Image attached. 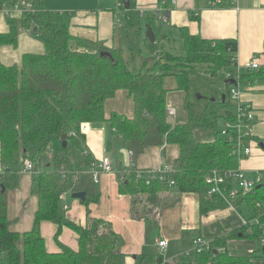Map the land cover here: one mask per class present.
Segmentation results:
<instances>
[{"label": "trees", "instance_id": "16d2710c", "mask_svg": "<svg viewBox=\"0 0 264 264\" xmlns=\"http://www.w3.org/2000/svg\"><path fill=\"white\" fill-rule=\"evenodd\" d=\"M21 0H0V12L13 7ZM33 9L21 18H7L9 32L0 34V46L17 47L21 30L44 34L43 54H25L20 64L12 66L0 62V264H124L120 241L112 225L96 219L89 209L100 201V193L92 172L94 160L86 156V124L109 123L116 135L122 138L125 149L132 153L134 164L149 148L176 145L180 155L171 166L164 181L151 185L137 179V169L127 168L121 176L120 192L132 197L133 215L145 218L149 206L165 207L175 203L160 200L164 193L175 195L195 193L200 197L201 216L225 209L226 202L219 196L208 197L205 178L212 171L220 173L236 169L237 157L232 155V144L222 135L226 123L237 121V105L228 90L225 101L209 103L201 110L189 99L185 108L188 120L173 124L168 118L169 90L167 77L175 76L178 90L189 89L190 77L198 66H207L212 76H222L235 71L234 58L238 51L235 40H206L192 35L185 27L179 29L186 55L175 57L158 51L157 39L146 38L148 54L140 72L133 73L120 47L107 48L100 43H90L74 38L70 33L72 15L52 12L46 0H27ZM217 5L228 6L231 0H212ZM128 28L138 29V13L128 10ZM262 63L255 72L241 75L240 84L246 88L264 78V47ZM126 91L134 102V116L128 118L117 112L106 117V101ZM220 123H223L221 129ZM199 130L215 131L213 141H199ZM232 135L236 133L231 131ZM67 136L64 147L63 136ZM247 138L245 143L249 145ZM77 157V158H76ZM76 158V160H75ZM34 165V194L39 206L33 228L25 233L11 229L9 221V194L18 189L25 162ZM80 165V168L78 167ZM264 175V171H261ZM174 182V184H171ZM85 193L82 201L88 207L86 226L79 225L61 214L62 198L66 194ZM260 203L261 207H257ZM238 211L247 209L248 218L258 217L264 222V179L248 193L239 192L235 200ZM43 222L57 225L58 240L65 227L73 230L79 239V249L74 251L60 245L61 252L52 253L46 248L42 235ZM244 237L259 243L262 231L253 226L252 232L244 227ZM239 233L217 237L212 249L190 252L176 264H260L264 259L261 248L251 255H233L227 250L228 242ZM257 252V255H256ZM260 253V254H258ZM140 264H168L163 255L143 257Z\"/></svg>", "mask_w": 264, "mask_h": 264}, {"label": "crops", "instance_id": "0c3cea01", "mask_svg": "<svg viewBox=\"0 0 264 264\" xmlns=\"http://www.w3.org/2000/svg\"><path fill=\"white\" fill-rule=\"evenodd\" d=\"M129 3L130 9H126L124 0H46V8L52 12L72 15L70 33L74 38L100 43L107 48L120 47L124 51V57L126 36L131 30H136L141 35L145 31L147 35L148 27L152 28V21H159L157 11L164 7L169 10V14L167 24H163L165 31L161 32L163 39L169 38L164 34H170L178 42L181 39L180 42L185 47L178 31L185 27L192 35H199L206 40L237 41L238 51L234 59L239 64L254 57L259 58L261 63L263 61L261 53L264 47V0H237L236 3L224 7L212 0H129ZM128 10L138 13L140 28L127 27ZM142 10L144 15L140 14ZM21 16L20 13L15 14V17ZM1 17L6 23L0 21V34H5L9 32L7 17L0 13ZM33 31L21 30L17 47L0 46V62L7 66L20 64L23 55L29 53L25 49L31 48L28 35ZM155 38L157 39L156 36ZM259 80L246 87L241 98L242 104L251 105L255 111L252 135L248 142L252 154L240 164V168L248 173L264 171V86H259ZM117 100L123 103V108L121 105L112 104ZM105 111L107 118H110L112 112L132 118L133 99L126 91H119L115 98L106 101ZM83 133L86 135L84 154L92 157L94 162L104 158H109L112 162L113 171L101 173L96 183L100 201L91 204L89 209L94 218L112 225L120 241L121 252L125 256L124 264H140L143 257L151 258L158 254L163 255L168 264H176L181 255L190 251L196 237L201 236L212 242L217 237L234 232L239 233L238 238L228 242L227 250L229 246L233 255L254 253L251 248L247 250L243 246L246 242L253 241L244 237L243 219L248 218L247 209L230 212L225 208L201 216L200 197L195 193H184L180 196L174 192L164 193L160 200L168 201L169 204L175 201L173 205L149 206L145 218L134 217L132 197L120 192L121 176L127 168L124 155L115 151V146L119 150L125 149L122 138L114 133L108 122L99 125L86 124ZM107 140L111 147H108ZM119 141L122 146H119ZM179 155L180 149L176 145L152 147L140 155L135 164L132 157V166L135 165L140 170L158 169L166 165L171 167ZM2 169L0 161V172ZM86 172H90V169ZM33 176V173H22L18 189L9 195V221L13 230L18 233H25L33 228L38 210V196L31 194ZM61 214L79 225H87L88 207L82 201L72 198V193L63 196ZM57 227L51 222H43L41 225L47 250L52 253L61 252L58 243L78 251V235L68 227L63 229L58 242H54ZM161 240L168 242L165 251L158 248V241ZM257 261L264 264V259Z\"/></svg>", "mask_w": 264, "mask_h": 264}, {"label": "built area", "instance_id": "2783aa9c", "mask_svg": "<svg viewBox=\"0 0 264 264\" xmlns=\"http://www.w3.org/2000/svg\"><path fill=\"white\" fill-rule=\"evenodd\" d=\"M236 3L237 0H231ZM33 9L32 3L27 0H21L18 4L11 6H6L0 12L5 15L7 18H14L15 14L20 13L21 15L25 11H30ZM141 15H144V11H140ZM169 10L167 8H160L157 11V19L162 24H167L168 22ZM234 61L235 71L234 72H225V78L227 80H235L236 84L232 85L230 96L233 102L237 105V121L235 123H226L224 129L222 130V135L227 136L229 142L232 144V155L237 157L239 166L236 169L229 170L224 173L218 171H212L205 178V183L208 187L207 195L212 198L214 196L221 197L227 204V209L230 212H238V209L235 205V200L239 195L240 191L248 193L253 190L257 185L262 184L264 175L261 171L255 173H248L240 168V164L243 160L249 158L252 154V148L250 145L245 143L247 138H250L252 135V123L255 119V111L251 105H244L241 102L242 91L240 78L241 75L246 71L255 72L260 69L261 62L259 58L254 57L253 59L239 64ZM169 117L176 116V110L174 108L168 107ZM82 131H85V126L82 128ZM231 131L235 132V135L231 134ZM92 174L94 181L97 183L99 175L101 173H110L113 171L112 162L109 158H104L101 161L93 163ZM34 165L31 161L25 162V167L23 173H34ZM171 167L166 165L158 169L152 170H138L137 179L145 181L147 185H151L156 180L164 181L168 178V175L171 172ZM171 184H174L172 182ZM257 207H261L260 203L257 204ZM67 210V207H65ZM258 226L262 231L261 239L259 240V245L264 249V222L262 223L261 219L254 217L252 219H243V227L248 229V232H252L253 226ZM168 247V242L166 240L158 241V248L160 251H165ZM212 249V242L204 237H196L192 243L191 252L204 253Z\"/></svg>", "mask_w": 264, "mask_h": 264}, {"label": "rangeland", "instance_id": "374dc122", "mask_svg": "<svg viewBox=\"0 0 264 264\" xmlns=\"http://www.w3.org/2000/svg\"><path fill=\"white\" fill-rule=\"evenodd\" d=\"M122 4V3H121ZM18 18V17H15ZM0 21L2 23H6L2 17L0 18ZM160 23L159 21H152V28H153V33L157 37V45H158V51L161 53H169L175 57H184L186 55V48L183 45L181 39L176 41V38L170 36V34H164L169 36L168 39H163L161 36L162 30L165 31L164 25ZM1 25V23H0ZM132 32L129 33L126 36L125 39V60L127 64L129 65L131 71L133 73L140 72L144 69L143 63H144V57L148 54V49L146 45V32L143 31V35H141L138 31L136 30H131ZM25 34V33H24ZM29 40L28 42H31V48L25 49L26 51H29V53L32 54H43L45 52V47H44V34L38 33V32H32L30 35H28ZM128 43V44H127ZM231 70H227V72H230ZM259 86H264V78H261L259 80ZM165 85L169 90V95H168V106L169 108H174L177 113H176V118L175 117H168L170 121L173 124H180L183 122H186L188 120V113L185 108V103L186 100L189 99V101L197 107L198 110H201L205 105L209 103H219L221 101V97L223 94H227V88L224 80L222 79V76H212L207 69V66L201 65L198 66L196 72H194L191 77H190V83H189V89L187 91L183 90H178L179 83L177 81V78L175 76H170L166 78ZM170 88V89H169ZM245 88L241 87L242 94L244 93ZM215 100L214 102H212ZM115 106L122 107V104L120 100H117L113 102L112 104ZM110 109V108H109ZM108 109V110H109ZM221 129L223 128V123H220ZM215 131L213 130H199L196 132V137L199 141L202 140H214L215 138ZM108 142V147H111V143L109 140ZM116 142V140L114 141ZM122 143L119 141V146ZM122 149V148H121ZM119 150L118 147L115 146V151L118 153H122V150ZM89 152V151H88ZM93 152H91L92 154ZM77 158V157H76ZM75 158V160H76ZM80 168V165H78ZM89 169H83L84 172H86ZM93 169H90V173L92 172ZM31 194H34V183L32 181V189H31ZM10 195V194H9ZM11 210V208H10ZM12 214V212H11ZM13 230V228L11 227ZM59 239V238H58ZM54 242L57 243L58 240L56 237L53 238ZM250 241V240H248ZM57 246L61 250L60 245L57 243ZM247 250H250V248L255 252L256 250L261 249V246L256 243L255 241H250L246 242L243 245ZM249 246V248H248ZM190 251L187 252L190 253ZM228 250L230 252H233L232 249L228 246ZM187 254L181 255L177 261H182L186 258ZM260 254V253H258ZM257 255V252H256ZM165 256V254H164Z\"/></svg>", "mask_w": 264, "mask_h": 264}, {"label": "water", "instance_id": "95a60500", "mask_svg": "<svg viewBox=\"0 0 264 264\" xmlns=\"http://www.w3.org/2000/svg\"><path fill=\"white\" fill-rule=\"evenodd\" d=\"M124 2H125V8L126 9H130V3H129V0H124ZM148 32H147V38L152 42V43H154L155 42V34L153 33V30H152V28L151 27H148ZM37 30V28H35L34 29V31H36ZM236 84V81L235 80H228L227 82H226V85L227 86H232V85H235ZM222 99H223V101H225V99H226V95H223V97H222ZM215 100H213L212 102H214ZM67 136L68 135H64L63 136V144H64V147H66L67 146V141H66V139H67ZM122 154L124 155V160H125V167L126 168H130L131 166H132V153L129 151V150H127V149H123L122 150ZM72 198H74V199H78V200H80V201H85L86 200V194L85 193H74V194H72ZM240 236L242 237L243 235L242 234H240ZM264 250V249H263ZM0 254H1V240H0Z\"/></svg>", "mask_w": 264, "mask_h": 264}]
</instances>
